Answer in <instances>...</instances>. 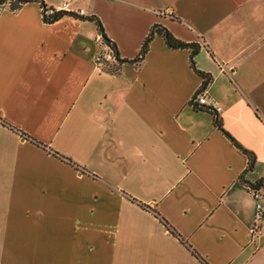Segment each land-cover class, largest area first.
Segmentation results:
<instances>
[{
  "label": "crops",
  "instance_id": "1",
  "mask_svg": "<svg viewBox=\"0 0 264 264\" xmlns=\"http://www.w3.org/2000/svg\"><path fill=\"white\" fill-rule=\"evenodd\" d=\"M40 1L122 61L160 25L212 82L158 34L109 71L94 22L0 9V264H264V0Z\"/></svg>",
  "mask_w": 264,
  "mask_h": 264
},
{
  "label": "trees",
  "instance_id": "2",
  "mask_svg": "<svg viewBox=\"0 0 264 264\" xmlns=\"http://www.w3.org/2000/svg\"><path fill=\"white\" fill-rule=\"evenodd\" d=\"M31 2H37L41 5L42 10H43V20L45 23H48V24L55 23L64 16H70V17H73L75 19H79L81 21L94 22L96 24V26L98 27L99 34L101 36V40L106 44V46L109 48V51L114 56V60L112 61V63L105 62V61L99 62L100 64H103L105 66L106 70L114 71V69L116 67H118L119 65H121L122 63H125V62L134 63V62L141 61L145 57V55L148 53L149 45H150L152 39L154 38V36L156 34H158V35L163 37L166 45L169 48H171V49H186L190 52L191 66H192L193 70L196 72V74H198L203 79L202 91H205L208 88V86L210 85V83L212 82L211 75L205 74L196 68L195 58L199 54L201 47L195 43L188 44V43H183V42L179 41L166 28H164L160 25H155L152 28L149 36L147 37V39L144 42V45H143L142 50L140 52V55L135 60H133V61H122L120 59L117 46L115 45V43H113L106 36L104 28L102 26V23L100 22V20L97 17H94V16L84 17V16L77 14V13H71V12L67 13L64 11H55L54 9H48L47 6L40 0H0V9L9 5L10 9L15 11V10H18L22 5H24L26 3H31ZM191 104H192V107L196 110H204V111L212 114V116L214 118L215 127L218 128L220 131H222L236 145V147L241 149L248 156L249 162H250L249 163L250 168H253L255 163H256V157L251 152L242 148L228 133H226V131L223 128L222 120L220 118L219 113H217L216 111L211 110L207 107L198 106L196 98H194V100L192 101ZM248 189L250 190V192L251 191H257L260 193L262 192L264 194V178L260 179L259 181L255 182L253 184H249ZM263 197H264V195H263Z\"/></svg>",
  "mask_w": 264,
  "mask_h": 264
},
{
  "label": "built area",
  "instance_id": "3",
  "mask_svg": "<svg viewBox=\"0 0 264 264\" xmlns=\"http://www.w3.org/2000/svg\"><path fill=\"white\" fill-rule=\"evenodd\" d=\"M113 60H114L113 54L109 50H107L104 54H102L99 57L98 63L103 62V61L112 63ZM196 101L198 103V106L207 107V108L214 110L217 113H219V109L212 106V104L208 103V99L206 98L204 93L199 95L198 97H196ZM251 194H252V196L255 200V203H256V214H255L256 225H255V229H254V231H255V230H257V226L261 222H264V197L260 192H257V191H251Z\"/></svg>",
  "mask_w": 264,
  "mask_h": 264
},
{
  "label": "rangeland",
  "instance_id": "4",
  "mask_svg": "<svg viewBox=\"0 0 264 264\" xmlns=\"http://www.w3.org/2000/svg\"><path fill=\"white\" fill-rule=\"evenodd\" d=\"M55 11H56V10H55ZM261 223H262V222H261ZM261 223H260V224H261Z\"/></svg>",
  "mask_w": 264,
  "mask_h": 264
}]
</instances>
